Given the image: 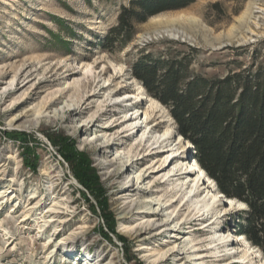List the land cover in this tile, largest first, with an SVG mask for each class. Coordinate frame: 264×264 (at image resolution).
Wrapping results in <instances>:
<instances>
[{"label":"rangeland","instance_id":"1","mask_svg":"<svg viewBox=\"0 0 264 264\" xmlns=\"http://www.w3.org/2000/svg\"><path fill=\"white\" fill-rule=\"evenodd\" d=\"M129 1L0 0V264H264L262 252L232 231L246 207L233 200L227 208L229 200L195 165L189 142L178 139L168 110L130 71L141 51L166 50L170 43L199 49L192 68L208 78L224 75L232 61L263 63L264 0H195L138 24L128 45L107 52L100 42ZM250 12L248 23L244 15ZM88 65L93 70L85 74ZM109 90L116 97L139 93L140 99L109 107L102 102ZM130 110L142 120L132 132ZM83 117L94 119L92 126L74 131ZM28 122L35 127L26 128ZM169 129L168 138H156L161 149L134 150L141 157L127 173L140 178L135 192L137 186L146 192L126 193V175L118 167L101 168L100 157L109 161L117 150H130L143 132L155 137ZM20 134L23 141L15 139ZM96 134L118 140L104 149L102 140L86 145ZM53 139L85 155L98 177L104 212ZM173 147L177 160L170 163L174 155L162 166ZM176 163L186 191L196 176H186L191 165L205 179L182 208L175 196L163 198L173 185L160 186ZM148 196V207L138 206ZM157 222L168 229L145 232ZM172 247L177 252L170 256Z\"/></svg>","mask_w":264,"mask_h":264},{"label":"trees","instance_id":"2","mask_svg":"<svg viewBox=\"0 0 264 264\" xmlns=\"http://www.w3.org/2000/svg\"><path fill=\"white\" fill-rule=\"evenodd\" d=\"M194 1L130 0L121 7L116 25L100 47L121 51L136 36L138 24ZM170 45L162 51H141L131 65V75L168 110L176 135L189 142L191 158L216 190L246 207L232 231L264 255V62L244 66L232 61L234 66L224 75L208 78L192 68L199 49ZM15 139L23 141L24 134ZM53 142L74 169L77 182L104 212L102 189L85 155L71 144ZM108 229L113 231L112 226Z\"/></svg>","mask_w":264,"mask_h":264},{"label":"bare ground","instance_id":"3","mask_svg":"<svg viewBox=\"0 0 264 264\" xmlns=\"http://www.w3.org/2000/svg\"><path fill=\"white\" fill-rule=\"evenodd\" d=\"M252 14H251V12L250 13H247L246 15H244L245 17L247 16V19H248V23H250L249 21L250 20H252V16H251ZM245 17H243V18H245ZM242 20V19H241ZM244 24V23H243ZM248 25V24H247ZM246 27V26H245ZM166 32H168V31H166ZM166 32H165V34H166ZM177 36V35H176ZM92 70H93V68L91 67V66H87L86 68H84V73L85 74H87V73H89V72H92ZM88 82V81H87ZM106 83V82H105ZM122 83V82H121ZM123 83H124V81H123ZM109 84H106L105 86H108ZM125 86V84L124 85H122L121 84V86H119V88H123ZM114 91L113 90H109V92H108V94L109 95H107L106 97H105V99L102 101L103 103H109L108 104V106L110 107V105L111 106H120V104L122 105L124 102V105L125 106H130L133 102L132 101H134V102H136V101H139V99H140V96H138V94L137 93H134V92H131V91H126V92H124V93H122V97H116L114 94ZM95 94V93H94ZM93 96H95V95H93ZM142 98V97H141ZM129 102V103H128ZM128 113V112H127ZM130 116H129V119L130 120H133L134 122H132L129 126H130V130L129 131H133L134 129H136L139 125H141L142 124V120H141V113L139 112V111H134L133 112V110H130ZM125 117V116H124ZM127 118V117H126ZM132 118V119H131ZM128 119V120H129ZM92 122H94V119H87L86 117H83V118H81V120H79V121H77L76 123H75V125H77V127H74V131H77V130H80L81 129V127H90V126H92ZM160 123L161 122H155L154 123V126H159L160 125ZM107 126V125H106ZM105 125L104 126H102L101 128H107V127H109V126H107L106 127ZM112 126V125H111ZM25 127V126H24ZM30 127H35L34 126V123H31V122H28L27 123V125H26V128H30ZM119 132V131H118ZM171 132V129H169V131H167L166 133H163V134H160V133H156V135H155V137H154V139H153V137H152V133L151 132H149V134H147L146 132H143L141 135H140V139L138 140V141H136V143H135V147H132L130 150H126V152H124L123 150H117L116 151V153L115 154H113V156H112V159L111 160H107L106 158H104V157H100V159H101V168H103V169H108V168H110L111 169V167H118V173L120 174V175H126V178H125V183H123L122 185H123V187L125 188V192L127 193L128 191H131V192H133V195H136V194H138V193H140V191H147V189H148V187H143V186H137V189H141L139 192H135L136 190H134V188H133V185H134V182L136 183V184H138V180L140 179V178H135V176H133L132 174H128L127 172H128V170H129V168L130 167H132V165H134L135 163H136V161L138 160V159H140V157H138V158H135L136 157V155H135V152H134V150H136V151H145V150H148V152L151 150L150 149V146H152V145H156L155 146V148H160L161 149V146L162 145H160V140H156V138H160V139H166V138H168V135H169V133ZM178 139H180V141L182 140V138L181 137H178ZM99 140H102L101 142H100V148L101 149H104L103 147H101V146H106V147H109V146H111V145H115V140H118L117 139V136H112L111 138H110V140L109 141H111L110 143L109 142H107V138L104 136V134H96L94 137H92L91 138V140L90 141H87L88 143H86V145L88 144V145H96L97 144V141H99ZM86 141V140H85ZM167 141V140H166ZM180 141H178L176 144H175V146H179V144L182 142H180ZM84 142V141H83ZM82 142V143H83ZM123 143V142H122ZM162 144H163V142H161ZM183 143V142H182ZM121 144V143H120ZM98 145V144H97ZM122 145V144H121ZM166 145V144H165ZM164 145V146H165ZM149 148V149H148ZM154 148V149H155ZM176 148V147H175ZM174 147L173 148H169L168 150H167V152L166 153H170V155L169 156H167L165 159H163V161H162V166H164L165 167V165H166V163H168V160L170 159V157H172V156H174L171 160H170V163L173 161V160H177L176 158H177V151H176V149H175ZM101 152V151H100ZM144 153V152H143ZM150 153H151V151H150ZM104 154V153H103ZM138 154V153H137ZM147 154H149V153H147ZM144 156H146V154H144ZM161 160V159H160ZM160 160H157V161H160ZM184 160V159H183ZM177 164V163H176ZM180 164V163H179ZM179 164H177L176 166H175V170H174V173H172V174H170L169 176L167 175V178H165L164 179V181H163V183H161V187L163 186V185H169V186H171V184L173 185V187H172V191H171V193H169V194H164V196H163V198L165 197V198H171V197H173V196H175V199H177L178 201H180V200H182V203H180V205L179 206H181V208L183 207V206H185V204H186V202H187V197L188 196H193L194 194H192L193 193V191H198V189H199V187H200V185H201V178H202V175L200 174V173H198L197 171H195V168L196 167H194L193 165H191V167L189 168V170L188 171H186L187 172V174H186V176H189V172L191 171H193V172H196V176L194 177V185H193V187H194V189H193V187H192V189L191 190H188V191H186V188H185V183L184 182H182V178H181V175H182V173H180L179 172V169H180V166H179ZM182 164V163H181ZM197 169V168H196ZM156 171H151V172H149L148 173V175L149 174H153V173H155ZM200 172V171H199ZM142 179V181H143V179H145V178H141ZM141 184V183H140ZM156 187V186H155ZM152 190V189H151ZM182 192H184V194H182ZM209 194V193H208ZM218 198H220V196H218ZM152 198H150L149 196H148V198L146 199V200H144V201H141V202H139L138 203V206H147L148 207V204H147V202L148 201H150ZM174 199V200H175ZM168 201H170V199L168 200ZM202 201H203V199H201L197 204H198V208H200V206H201V203H202ZM171 202V201H170ZM169 202V203H170ZM181 202V201H180ZM168 203V204H169ZM182 204V205H181ZM229 205L227 206V208L228 207H231L233 204H234V202H233V200L232 199H230L229 200V203H228ZM233 207V206H232ZM202 208H204V203H203V205H202ZM150 209V208H149ZM195 209H196V207H195ZM205 209V208H204ZM198 210V209H197ZM142 213L143 214H146L147 216H150V217H155L156 215L154 214L155 212L154 211H142ZM141 213V214H142ZM166 221V220H165ZM163 222V221H162ZM160 223V222H157V223H153L152 224V226L150 227V228H146L145 229V232L149 229L150 231H157L158 229H160V228H166V229H168L167 227H169V224H167V223ZM169 222V221H168ZM185 222V220L184 221H182V223H184ZM165 230V229H164ZM143 232V230H138V231H136V236L137 237H139V236H141L140 235V233H142ZM216 243H217V241H216ZM215 243V244H216ZM176 250H174L173 249V247H172V250H171V254H170V256L171 255H173V254H176ZM170 253V252H169ZM164 255V254H163ZM191 260H193V259H191ZM231 262H233V261H231ZM99 264H101L100 263V260H99ZM231 264V263H230Z\"/></svg>","mask_w":264,"mask_h":264}]
</instances>
